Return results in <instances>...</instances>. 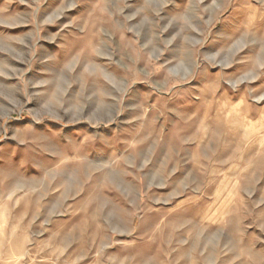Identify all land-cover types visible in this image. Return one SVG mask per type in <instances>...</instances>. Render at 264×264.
Masks as SVG:
<instances>
[{"label": "rangeland", "instance_id": "1", "mask_svg": "<svg viewBox=\"0 0 264 264\" xmlns=\"http://www.w3.org/2000/svg\"><path fill=\"white\" fill-rule=\"evenodd\" d=\"M0 264H264V0H0Z\"/></svg>", "mask_w": 264, "mask_h": 264}]
</instances>
